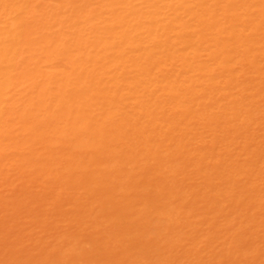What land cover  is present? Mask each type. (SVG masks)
<instances>
[{
	"label": "bare ground",
	"instance_id": "1",
	"mask_svg": "<svg viewBox=\"0 0 264 264\" xmlns=\"http://www.w3.org/2000/svg\"><path fill=\"white\" fill-rule=\"evenodd\" d=\"M0 264H264V0H0Z\"/></svg>",
	"mask_w": 264,
	"mask_h": 264
}]
</instances>
